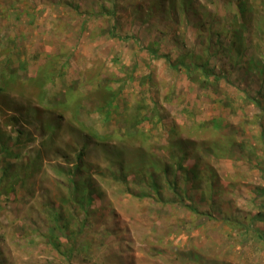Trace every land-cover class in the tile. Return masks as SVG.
Here are the masks:
<instances>
[{
  "label": "rangeland",
  "instance_id": "rangeland-1",
  "mask_svg": "<svg viewBox=\"0 0 264 264\" xmlns=\"http://www.w3.org/2000/svg\"><path fill=\"white\" fill-rule=\"evenodd\" d=\"M184 1L0 0V264H264V0Z\"/></svg>",
  "mask_w": 264,
  "mask_h": 264
},
{
  "label": "trees",
  "instance_id": "trees-1",
  "mask_svg": "<svg viewBox=\"0 0 264 264\" xmlns=\"http://www.w3.org/2000/svg\"><path fill=\"white\" fill-rule=\"evenodd\" d=\"M158 4L162 5V7L167 11L166 14L171 15L170 17H172V14L174 12H177L179 16H185L187 11L194 10L184 0H158L156 4L154 3V0H150V4L148 7L149 11L151 13H154V14L158 13L159 10L161 9V6L158 7L159 6ZM156 5H157V8L155 7ZM252 8H253V6H252ZM249 13H250V10L242 9V14H240V16L238 18H236V20L234 19L231 22V27L228 31L231 34V37L228 41L229 48L226 50V53L228 54L229 61L232 63V65L236 68L242 69L245 72V75L250 76L251 74H255V76L261 77V76H264V63H263V61L261 63L260 61H251V60L249 61L248 60V61H244L243 63H239L240 62L239 58L242 57L243 55H245V53L247 52V50L249 48L248 45H251L252 38L246 37V33L248 31H250L251 24L253 22V19ZM225 28L226 27H223L224 32L227 31V29H225ZM222 35L223 34H220L219 32H217L216 40H218ZM252 35L255 37L254 32L252 33ZM215 43H218V41H215ZM155 48L156 47H154V46H153V48H151V47L148 48L149 55L152 58H158V54H157V51ZM212 56H214V53H212ZM162 57L166 61L170 62L168 57H164V56H162ZM175 62H176V65H175L176 67L177 66H184V64H185V62L182 59H177V61H175ZM208 63H209V57L208 56H205V60L203 61V63H198L197 70L199 71V73H197V74H199L200 78L203 79L200 84L203 88H207L208 86H212L213 89L215 91H217L220 88L219 86L221 85L222 79L218 75H213L214 73H211V71L208 70V68H209ZM263 91H264V81L262 82V86L260 87L258 94H261V92H263ZM110 92H112V91H110ZM245 100L248 103L253 104V98L249 97V99H248V97H247V99H244V101ZM254 102H255L258 110H260V113H262V115H264V101H262L260 99V100H254ZM5 151H7V150L5 149ZM194 168H197V166L194 165V167L192 169H194ZM192 172H194V171H192ZM200 194H202V196L206 195L204 192L200 193ZM259 194L260 195L258 197H262V199H264V189L263 188L260 189ZM189 208H191V209L193 208L192 210L194 212H196L197 214H199L196 207L190 206ZM208 219H210V218L208 217ZM224 219L226 220L224 222V225L228 224L229 227L234 225L237 222V221L234 222V219H228V218H224ZM235 220H237V219L235 218ZM259 220H260V222H264L263 218L261 217V214L256 215L251 220L249 227H246L245 229L250 230V226L255 225V222L259 221ZM236 224H237V226H242V224H239L238 222ZM242 228H244V226H242ZM257 233H258L259 237H261L262 242L264 243L263 231L258 230Z\"/></svg>",
  "mask_w": 264,
  "mask_h": 264
}]
</instances>
